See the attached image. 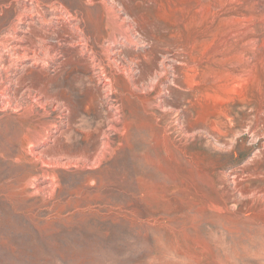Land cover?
Returning a JSON list of instances; mask_svg holds the SVG:
<instances>
[{
    "label": "rangeland",
    "instance_id": "1",
    "mask_svg": "<svg viewBox=\"0 0 264 264\" xmlns=\"http://www.w3.org/2000/svg\"><path fill=\"white\" fill-rule=\"evenodd\" d=\"M0 264H264V0H0Z\"/></svg>",
    "mask_w": 264,
    "mask_h": 264
},
{
    "label": "bare ground",
    "instance_id": "2",
    "mask_svg": "<svg viewBox=\"0 0 264 264\" xmlns=\"http://www.w3.org/2000/svg\"><path fill=\"white\" fill-rule=\"evenodd\" d=\"M37 3V2H36ZM62 6V5H61ZM65 9V8H64ZM69 14V13H68ZM67 26V25H66ZM115 26V25H114ZM17 29V28H16ZM233 35V34H232ZM10 36V35H9ZM67 36V35H66ZM70 36V35H69ZM114 36V35H113ZM11 37V36H10ZM9 37V38H10ZM136 37H138V36H136ZM61 39V38H60ZM87 39V38H86ZM59 40V39H58ZM31 41V40H30ZM86 43V42H85ZM107 45V44H106ZM110 46V45H109ZM86 47V46H85ZM24 48V47H23ZM26 48V47H25ZM4 49V48H3ZM34 50V49H33ZM108 50V49H107ZM25 52V51H24ZM20 55H22V54H20ZM122 57V56H121ZM130 58V57H129ZM39 59V58H38ZM92 60V59H91ZM121 60V59H120ZM115 61V60H114ZM43 62V61H42ZM126 64V63H125ZM170 67V66H169ZM98 69V68H97ZM100 74V73H99ZM111 81V80H110ZM111 83V82H110ZM112 85H113V83H112ZM28 94V93H27ZM46 94V93H45ZM44 95V94H43ZM47 96V95H46ZM45 96V97H46ZM11 104V103H10ZM40 105V104H39ZM41 106H43V105H41ZM59 106V105H58ZM2 108V107H1ZM31 108V107H30ZM59 108V107H58ZM3 109V108H2ZM44 109V108H43ZM68 113V112H67ZM26 114V113H25ZM42 126V125H41ZM33 131V130H32ZM36 134H37V132H36ZM43 139V138H42ZM37 143V142H36ZM57 158V157H56ZM57 162V161H56ZM33 183V182H32ZM55 185V184H54Z\"/></svg>",
    "mask_w": 264,
    "mask_h": 264
}]
</instances>
